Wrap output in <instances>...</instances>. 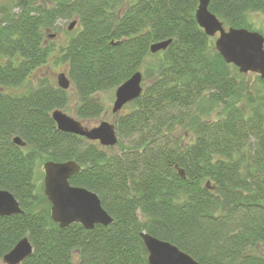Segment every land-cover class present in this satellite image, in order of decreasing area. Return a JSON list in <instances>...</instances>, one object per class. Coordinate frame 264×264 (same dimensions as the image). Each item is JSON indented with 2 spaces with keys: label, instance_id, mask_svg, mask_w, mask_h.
I'll return each instance as SVG.
<instances>
[{
  "label": "trees",
  "instance_id": "obj_1",
  "mask_svg": "<svg viewBox=\"0 0 264 264\" xmlns=\"http://www.w3.org/2000/svg\"><path fill=\"white\" fill-rule=\"evenodd\" d=\"M199 1L0 0V190L23 211L0 216V261L27 237L21 264H149L146 232L202 264H264V80L224 60L196 20ZM209 10L226 29L264 36L250 20L264 0ZM50 61L83 124L108 111L102 93L142 74L141 96L113 113L114 147L58 129L52 113L70 106V88L32 78ZM49 161L76 162L70 184L96 193L113 223L54 222Z\"/></svg>",
  "mask_w": 264,
  "mask_h": 264
},
{
  "label": "water",
  "instance_id": "obj_2",
  "mask_svg": "<svg viewBox=\"0 0 264 264\" xmlns=\"http://www.w3.org/2000/svg\"><path fill=\"white\" fill-rule=\"evenodd\" d=\"M209 5L210 0L199 1L196 20L208 36L218 35L215 41L217 51L228 64L239 68V72L259 74L264 80V36L244 28H224L223 23L209 10ZM75 25L76 21L72 22L69 30ZM169 43L170 40L153 44L151 52L165 50ZM142 81V74L138 72L116 89L112 107L114 114L141 96ZM57 84L63 90L70 88L71 82L66 73L58 74ZM52 117L62 132L97 141L105 147H114L118 143L115 126L108 121L89 127L62 110H55ZM13 142L17 146L26 147L20 137H15ZM80 170L81 167L74 161H49L43 165L44 192L51 203L52 220L61 228L74 223L81 224L87 230H93L98 224L109 226L114 220L103 208L98 195L70 184V178ZM181 174L184 176L182 171ZM207 185L209 189L213 188L209 183ZM22 212L17 199L9 191L0 190V216H12ZM140 236L148 253L149 264H202L170 242L146 232H141ZM32 253L33 246L25 237L2 260L6 264H21Z\"/></svg>",
  "mask_w": 264,
  "mask_h": 264
},
{
  "label": "rangeland",
  "instance_id": "obj_3",
  "mask_svg": "<svg viewBox=\"0 0 264 264\" xmlns=\"http://www.w3.org/2000/svg\"><path fill=\"white\" fill-rule=\"evenodd\" d=\"M3 1H7V0H3ZM8 3L11 5L12 1H8ZM250 20L253 23V25L255 26L256 29L258 30H262L264 32V14L263 13H252L250 15ZM69 25V23H64L61 22L59 23V26L61 27V29H63L64 27H67ZM63 33V32H62ZM66 39V35L64 34H60L57 42L60 43L61 39ZM62 72H66L64 70L63 66L60 65H53L50 61V63H48L47 65H45L42 69H40L39 71H37L32 78L34 77V79L38 76L40 77H48L50 79H52L55 83H57V76L59 73ZM251 76L250 78H248L249 75L246 74V77L248 79L252 80V74L250 73ZM25 90V88H22L19 90V92H23ZM69 93L71 96V100H70V106L67 109H64V113H66L67 115L74 117L75 118V113L73 112L74 107H75V100H76V96L74 95V91L70 88L69 89ZM102 100L105 103V106L107 107V112L104 114V116L99 119V120H94L91 122H87L84 123L83 125L85 126H92V124L94 125H98L100 122L102 121H108L110 123H113V112H112V106L114 103V98H115V93L113 91H108V92H104L101 95ZM0 264H6L3 260L0 261Z\"/></svg>",
  "mask_w": 264,
  "mask_h": 264
}]
</instances>
